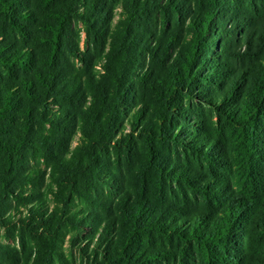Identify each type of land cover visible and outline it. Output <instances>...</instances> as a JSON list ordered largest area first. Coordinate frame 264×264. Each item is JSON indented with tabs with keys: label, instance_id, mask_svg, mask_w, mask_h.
Masks as SVG:
<instances>
[{
	"label": "trees",
	"instance_id": "16d2710c",
	"mask_svg": "<svg viewBox=\"0 0 264 264\" xmlns=\"http://www.w3.org/2000/svg\"><path fill=\"white\" fill-rule=\"evenodd\" d=\"M0 264H264V0H0Z\"/></svg>",
	"mask_w": 264,
	"mask_h": 264
}]
</instances>
